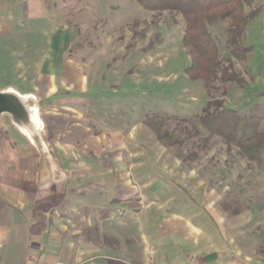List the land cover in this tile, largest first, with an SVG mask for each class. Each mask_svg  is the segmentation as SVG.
<instances>
[{
    "label": "crops",
    "instance_id": "0c3cea01",
    "mask_svg": "<svg viewBox=\"0 0 264 264\" xmlns=\"http://www.w3.org/2000/svg\"><path fill=\"white\" fill-rule=\"evenodd\" d=\"M72 3L0 0V90L34 96L43 119L27 138L9 114L0 117L19 137L0 130V264H264L241 252L219 260L206 249L197 224L172 211L188 209L178 188L185 183L196 202L195 170L147 127L140 143L134 126L111 128L100 106L92 109L90 75L68 57ZM46 11L57 22L42 23Z\"/></svg>",
    "mask_w": 264,
    "mask_h": 264
},
{
    "label": "rangeland",
    "instance_id": "374dc122",
    "mask_svg": "<svg viewBox=\"0 0 264 264\" xmlns=\"http://www.w3.org/2000/svg\"><path fill=\"white\" fill-rule=\"evenodd\" d=\"M72 1L70 12L73 18L68 20L74 24L77 33L68 57L90 75L92 109L98 110L99 105L111 128L120 127L127 132L134 126L133 131L139 136L140 143L146 142L145 135L140 132L141 128L147 127L153 133L154 142L164 148L148 124L157 115L174 117L160 121L164 122L162 128L188 139L186 128L190 130L192 124L179 122L176 118L196 121L211 95L201 79H192L185 72L191 59L182 43L185 31L182 15L149 11L136 0ZM252 8L259 12L250 19L241 37L242 43L250 47L245 62L239 61L228 49V20L222 19L210 26L221 58L224 62H231L246 81L242 87L227 84L226 95L220 91H213V95L225 98L229 107L248 113L264 102V0H254ZM49 13H44L42 23L50 19L57 22L56 15L50 18ZM58 21L62 23L64 20L58 17ZM24 22L27 30L33 21ZM0 63L1 71L2 61ZM4 126L13 138H19L9 128L10 121L5 116L0 120V130ZM207 136L205 133L198 142L201 144ZM190 140L197 142V136ZM191 142H185L188 143L185 154L197 152ZM159 144L156 152L161 156ZM166 150L171 152L168 148ZM199 159L194 162L196 168L193 169L197 174L196 202L187 194L188 191L196 196L191 188L186 183L184 186L180 184L178 188L186 190V195L180 199L188 209L175 207L172 211L181 212L197 224L207 240L205 243L202 239V245L213 249L219 260L236 252L264 258V163L258 165L246 160L236 147L228 148L216 136L210 139L207 149L200 151ZM155 163V169H162V163ZM159 177L155 171L156 185L163 182ZM163 197L172 198L173 194L169 191ZM223 251L227 254H221Z\"/></svg>",
    "mask_w": 264,
    "mask_h": 264
},
{
    "label": "trees",
    "instance_id": "16d2710c",
    "mask_svg": "<svg viewBox=\"0 0 264 264\" xmlns=\"http://www.w3.org/2000/svg\"><path fill=\"white\" fill-rule=\"evenodd\" d=\"M136 1L149 11H168L182 15L185 23L182 43L191 59L185 72L192 79H201L208 95H211L202 113L196 117V121L190 118H176L179 122L192 124L190 130L186 128V132L189 133L188 139H182L176 136L175 132L162 128L164 122L160 121L170 120L174 118L172 116L157 115L152 122H148L161 144L183 164L194 169L196 168L194 162L200 160V151L207 149L210 139L216 136L228 148L236 147L241 157L262 165L264 163V102L256 105L255 111L248 113L229 107L225 98L213 95L215 91L226 95L229 83L242 87L246 81L234 69L231 62H224L221 58L219 45L210 32V26L222 19L228 20L226 27L228 49L239 61L245 62L250 47L242 43L241 37L250 19L259 12L258 9L252 8L254 0ZM205 133L208 136L204 137L200 144L198 140ZM194 135L197 136V142L190 140ZM188 140L192 141L191 146L197 147V152L190 151L189 154H185L187 151L185 145L189 143L185 144V142ZM201 177L206 178L203 175ZM207 187L210 189L208 184Z\"/></svg>",
    "mask_w": 264,
    "mask_h": 264
},
{
    "label": "water",
    "instance_id": "95a60500",
    "mask_svg": "<svg viewBox=\"0 0 264 264\" xmlns=\"http://www.w3.org/2000/svg\"><path fill=\"white\" fill-rule=\"evenodd\" d=\"M9 114L13 118V123L27 137L30 138L28 131L43 126V119L39 113V106L34 96L20 94L13 90H0V117ZM19 122L29 123L26 128L21 127ZM216 257L215 253L210 254L209 260Z\"/></svg>",
    "mask_w": 264,
    "mask_h": 264
},
{
    "label": "built area",
    "instance_id": "2783aa9c",
    "mask_svg": "<svg viewBox=\"0 0 264 264\" xmlns=\"http://www.w3.org/2000/svg\"><path fill=\"white\" fill-rule=\"evenodd\" d=\"M88 264V263H87Z\"/></svg>",
    "mask_w": 264,
    "mask_h": 264
}]
</instances>
